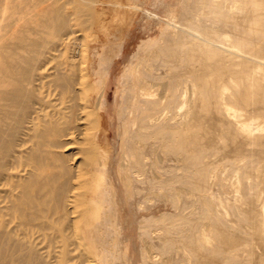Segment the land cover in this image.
Instances as JSON below:
<instances>
[{"label":"bare ground","instance_id":"obj_1","mask_svg":"<svg viewBox=\"0 0 264 264\" xmlns=\"http://www.w3.org/2000/svg\"><path fill=\"white\" fill-rule=\"evenodd\" d=\"M222 1L142 2L138 22L165 25L124 54L136 18L111 27L102 0H0V264H264V0ZM167 146L205 191L192 212L173 188L174 213L146 199L187 176L157 168Z\"/></svg>","mask_w":264,"mask_h":264},{"label":"rangeland","instance_id":"obj_2","mask_svg":"<svg viewBox=\"0 0 264 264\" xmlns=\"http://www.w3.org/2000/svg\"><path fill=\"white\" fill-rule=\"evenodd\" d=\"M102 1H104L105 3H106V6H105V10H106V19H105V21H106V23L107 22H109V23H111V27L113 26L114 28L117 26L118 27V25H119V23H120V27L122 26V27H124V26H127L128 25V23L125 25V20H127V18H128V16H130L129 18H131V17H133V18H136V20H135V24L134 25H136L135 27H136V29H135V27H134V30L135 31H132V34L129 36L128 35V37L126 38V40H125V49L123 50V52H124V54L125 53H127V52H133L134 51V48H135V46L139 43V40H141V39H143V38H145L146 36H156V35H159L160 36V30L164 27V25H165V23H164V21H161V23H159L158 25L156 24L157 22H155L154 20H146L145 21V25L144 24H142V23H140V21L138 22V18H139V16H140V8L142 7V2H146L147 4L149 3H152L153 2V0H102ZM166 2H168V3H172L173 2V0H165ZM179 3H178V2ZM182 0H175V3L174 4H176L177 3V6L175 5L174 6V8L176 7V10L175 11H178V12H180L179 11V4H180V2H181ZM186 1V2H185ZM214 1V0H213ZM222 2H227V1H222ZM184 3H186L188 6L186 7V9H191L192 10V6H193V4H194V0H184ZM184 3H182V4H184ZM229 3H233L232 1L231 2H228V4ZM129 4V5H128ZM220 5H224V4H226V3H219ZM125 5H127L128 7L127 8H125ZM181 5V4H180ZM129 6H131V7H129ZM134 6H136V9L134 8ZM227 6H229V5H227ZM128 8H130V9H128ZM179 8V9H178ZM173 9V8H172ZM195 9V8H194ZM129 10V11H128ZM126 12H129V13H126ZM159 12V11H158ZM133 13H135V14H133ZM165 14H166V12H164ZM164 13H163V15H164ZM99 14V13H98ZM127 14H128V16H127ZM160 14H162V13H160ZM125 16V17H124ZM162 16V15H161ZM122 18H126V19H123V21H124V23H123V21H122ZM114 19H115V21H114ZM117 19H118V21H117ZM221 21V20H220ZM146 23H149L148 25L146 24ZM150 23H152V24H150ZM152 25L155 27V25H156V28H153L152 27ZM142 27V28H146L147 30H146V32L143 34V32L142 31H140L142 28H140V29H138L137 27ZM158 26V27H157ZM163 26V27H162ZM162 27V28H161ZM119 28V27H118ZM138 29V30H137ZM138 31V32H137ZM171 30H170V28H169V32H170ZM133 33H134V35H133ZM139 33V34H138ZM120 41H121V38H120ZM16 43H15V41L14 40H11L9 37H8V35H5L3 38H1L0 39V62H5L6 60L8 61V58L10 59L11 58V56H13L14 55V53H15V51H16V45H15ZM7 58V59H6ZM115 61H118V59H116ZM118 74V73H117ZM118 80V78H117V76H115V78H111L109 81H108V87H107V99H108V106H107V112H108V115H107V119L109 118V116H110V118L112 119V120H114V125H115V123H116V107H114L113 106V102H112V99H113V96H114V94H115V92H116V90H117V87H116V84H117V81ZM166 96V95H165ZM119 97V96H118ZM165 111H167V110H165ZM172 111H175V110H171V112H169L168 111V113L166 114V117H165V119H164V123H169V122H175V119H172V120H170V118L169 117H171V116H174L173 114L175 113H173ZM169 113H173V114H169ZM165 114V113H164ZM168 115V116H167ZM179 119V118H178ZM177 119V120H178ZM181 122L183 121V120H180ZM110 122V121H109ZM181 124H183V123H181ZM114 125L113 126H111V124L109 123V126H108V124H107V126L105 127V128H107L108 129V141H109V143L107 144V148H110L111 149V140H112V136L114 135V133H113V131H114ZM168 126H169V130H168V132L166 131V132H163V134L164 135H172L171 134V131L172 130H175V129H173V127L174 126H178L179 127V129H178V131H180L179 133H182V131L184 130V127H182L181 129H180V124L179 125H172V124H168ZM90 128H93V129H95L93 126H91L90 125ZM101 130H102V133H103V128L101 127ZM186 132V131H185ZM185 132H183V133H185ZM167 140V139H166ZM166 140H164V142H166ZM174 143H179V140H174L173 141ZM105 145L104 144H102L101 145V147H104ZM191 145H189L188 147H186V148H191L190 147ZM169 147L167 146L166 147V149H168ZM161 149H163V150H159V151H162V152H160V154H163V151H164V149H165V147H162ZM185 150V149H184ZM190 150V149H189ZM165 153H167L166 154V156H170L171 158H169L168 157V160H166L167 158H165L164 160H166V161H168V162H171L170 164L169 163H167V162H163L164 160H163V158L161 159V160H163L162 162L164 163V165L162 166V163L160 162L161 160H159V157L158 156H160V155H157V156H155L154 155V157L152 158V159H154L155 157L157 158L158 157V160H159V162L160 163H156V162H152V163H156V165L157 166H159V167H157V168H162L161 170H163V168H166V170H169L170 171V173H168L169 171H167V173L166 174H170V175H173V174H176V172H177V174L178 175H184V176H186V177H183V176H180V177H183V178H185V179H179V180H175L174 178H177V177H175L174 175V178L173 179H171V180H173V181H169V187L170 188H167V186H163L161 189L163 190V192L165 193V196L163 197L160 193V195L158 194V197L160 198L161 197V199H162V201H158V199L159 198H157V200L156 199H153V198H155V197H157V194L154 196V195H152V194H150L152 191H157L155 188H153L152 190H151V192L150 193H148V196H149V194H150V198H152V199H149V197L146 195V199H148V200H150V202H151V204H152V202L154 203L153 205H151L150 203H148L149 201H144L145 199H144V197H143V199L141 200L142 202L144 201V202H146V203H142V204H146V205H148V204H150L151 206H152V208H153V206H155V208L156 209H162V210H164L165 209V211L167 210V208L169 209V208H171L172 206H174L173 207V209L175 208V206H177V205H172V206H170L171 204H170V199H168L169 197L168 196H170L171 194H172V192L174 193V191L177 193V197L179 198V202H185V201H189V202H191V203H188V205H190V208L188 209V210H190L191 209V207L193 208L194 206H199L200 204H201V199H202V194L203 193H205V191H201L197 186L200 184V182H199V180H197L196 179V181H194L193 180V178H187V177H189L190 176V173H192L191 171H192V167L190 168V167H185L186 165V163H188V161L186 160V163H184L183 161H185L184 159H182L181 158V155L182 154H180V152H181V150H180V152H178V150L177 149H175L174 150V152L175 153H173V154H171L172 152H171V150L170 149H168V150H165L164 151ZM182 152H184V151H182ZM186 153L188 152V149H186V151H185ZM169 153L171 154V155H173V156H171V155H169ZM159 154V153H158ZM162 156V155H161ZM164 156V155H163ZM166 156H164V157H166ZM161 158V157H160ZM152 159H151V161H152ZM169 160H171V161H169ZM172 160H173V162L180 168V167H182V168H186V170L185 169H179V170H177L176 172L175 171H173V165H174V167H175V164H173V162H172ZM183 160V161H182ZM167 163V164H166ZM151 164V163H150ZM149 164V165H150ZM160 164H161V166H160ZM173 164V165H172ZM189 164H191V163H189ZM193 164V163H192ZM165 165H169V166H165ZM176 166V167H177ZM188 166H190V165H188ZM155 167V166H154ZM172 167V168H171ZM157 168H155V170H154V172L156 171V169ZM167 168H169V169H167ZM170 168H171V170H170ZM191 170H189V169ZM161 170H157V175L159 176V173L160 174H163L164 172H166V170L164 171V172H162ZM174 170H176V169H174ZM184 170H185V172H184ZM188 170V171H187ZM161 171V172H160ZM179 171H181L183 174H179V173H181V172H179ZM190 171V173H188L189 174V176H188V174H186V172H189ZM172 172H174V173H172ZM153 173V172H152ZM172 173V174H171ZM154 174V173H153ZM166 174H163V175H161L162 177H160L161 179L160 180H163V179H165L167 176H165V177H163L164 175H166ZM193 174V173H192ZM169 175V176H170ZM152 176H156V174H154V175H152ZM157 176V177H158ZM193 177V176H192ZM158 180H159V178H157ZM154 180H155V178H154ZM170 180V179H169ZM168 184V183H167ZM210 184H213V179L211 178V179H209L208 180V185H210ZM171 188H173V190L171 191L170 189ZM214 188H215V186H214ZM159 189V188H158ZM167 189H169L168 191H166ZM160 191V189L157 191V192H159ZM169 191H171V193L169 192ZM154 192H152L153 194H154ZM162 192V191H161ZM162 192V193H163ZM167 192H169V194H168V196H167ZM154 196V197H153ZM148 197V198H147ZM168 197V198H167ZM163 198H165V200H166V198L168 199V202L167 201H165V205H167V206H165V205H163L164 204V200H163ZM155 200V201H154ZM181 200H183V201H181ZM156 201H158V202H156ZM179 202H178V204H179ZM148 203V204H147ZM159 203H162V204H159ZM186 203V202H185ZM142 204H139V206H137V207H143L144 205H142ZM168 204H169V207H168ZM183 205H181V204H179V206H187L186 204H184V203H182ZM157 205H160L162 208H157ZM159 206V207H160ZM86 206H83V208H85ZM108 207V208H107ZM111 206H106V208L108 209V210H110L111 208H113L114 206H112L111 208H110ZM137 207H135L136 208V212H138V214H141L142 215V213H144V211H143V209L145 210V206L143 207V209L142 210H140V209H138ZM148 207V206H147ZM167 207V208H166ZM83 208H82V210H83ZM154 208V209H155ZM138 209V210H137ZM172 208L171 209H169L168 211H171V213H174V211H177L176 209H174L173 210ZM188 210H186V212H188ZM192 210V209H191ZM190 210V211H191ZM197 210V209H196ZM195 210V211H196ZM53 211H54V206H52L51 208H50V212L51 213H53ZM140 211H143V212H140ZM189 211V212H190ZM198 211V210H197ZM196 211V212H197ZM75 212H77L76 211V209H75V206H69L68 207V209H67V212H66V215H67V217H68V221L70 222V220L71 219H73V218H75V216H77L78 214H75ZM140 212V213H139ZM192 212V211H191ZM54 216H55V218H57V212H54ZM181 221V220H180ZM71 223V222H70ZM72 224V223H71ZM178 226H180L181 225V223H179V224H177ZM137 230H134V238L137 240V242H139L140 243V240H139V238H137V237H139V236H137L139 233H138V231L136 232ZM56 233H57V229L56 228H54L53 229V235H56ZM138 233V234H137ZM154 234V233H153ZM153 234H152V236H153ZM137 236V237H136ZM156 236V235H155ZM155 236H153V238L155 237ZM33 238L35 239V241H37V243H38V246L39 247H44V249H42L41 251H44L45 250V248H46V246H47V244H48V239L47 238H45L43 235H42V233L39 231V230H37V229H33ZM197 243H199L198 241H197ZM133 244H134V242H133ZM175 245H177V243H175ZM179 245H181V243L179 242ZM197 246H200L199 244L197 245ZM200 249V248H199ZM151 251V250H150ZM196 251H198V247H197V250ZM152 252V251H151ZM22 253H25V250H23L22 251ZM150 253V252H149ZM199 253H201L200 251H199ZM198 253V254H199ZM134 254H135V257H136V251L134 250ZM150 255V256H149ZM166 255V254H165ZM165 255H164V257H165ZM200 255V254H199ZM148 256L149 257H151L150 259L151 260H149V257H148V261H150L151 263L153 262V263H156V261L154 260V259H158L157 257H155L154 256V254H148ZM161 257H159V259L157 260V261H159L157 264H161V261H162V255H160ZM137 258V257H136ZM161 258V259H160ZM118 261H120V259H117ZM166 260V259H165ZM114 261L116 262V260L114 259ZM114 261L113 262H111V264H116V263H114ZM164 262V261H163ZM33 264H36V263H33ZM117 264H121V262L120 263H117ZM163 264V263H162Z\"/></svg>","mask_w":264,"mask_h":264}]
</instances>
